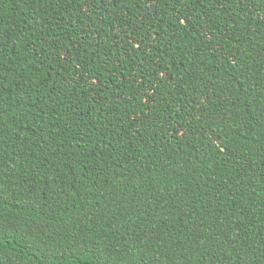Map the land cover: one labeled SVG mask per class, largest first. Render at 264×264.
Listing matches in <instances>:
<instances>
[{"label": "trees", "instance_id": "16d2710c", "mask_svg": "<svg viewBox=\"0 0 264 264\" xmlns=\"http://www.w3.org/2000/svg\"><path fill=\"white\" fill-rule=\"evenodd\" d=\"M0 264H264V0H0Z\"/></svg>", "mask_w": 264, "mask_h": 264}]
</instances>
